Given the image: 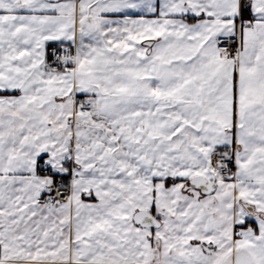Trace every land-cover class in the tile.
Segmentation results:
<instances>
[{"label":"snow or ice","instance_id":"6c2138e0","mask_svg":"<svg viewBox=\"0 0 264 264\" xmlns=\"http://www.w3.org/2000/svg\"><path fill=\"white\" fill-rule=\"evenodd\" d=\"M0 264H264V0H0Z\"/></svg>","mask_w":264,"mask_h":264}]
</instances>
